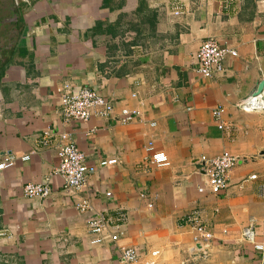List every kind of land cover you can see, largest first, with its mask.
Wrapping results in <instances>:
<instances>
[{"label": "crops", "instance_id": "obj_1", "mask_svg": "<svg viewBox=\"0 0 264 264\" xmlns=\"http://www.w3.org/2000/svg\"><path fill=\"white\" fill-rule=\"evenodd\" d=\"M29 1L0 0V23L13 3L20 15L16 35L13 25H0V163L17 158L0 173V264H122L121 247L138 249L141 264H264V253L242 238L253 223L264 243V113L239 108L264 82V0H231L229 7L207 0ZM151 14L155 20L142 21ZM209 39L238 56L205 79L195 57ZM66 85L98 92L116 114L128 108L141 116L129 124L117 116L66 123ZM219 107L223 130L213 118ZM47 129L70 134L97 167L81 191L53 174L55 145H39ZM150 142L153 153L168 157L164 167L152 164ZM224 152L240 159L228 189L200 195L201 158ZM28 184L49 187L51 195L30 199ZM82 200L93 211L79 212ZM196 209L214 235L207 260L184 222ZM120 211L128 217L120 242L92 245L90 218L115 219Z\"/></svg>", "mask_w": 264, "mask_h": 264}, {"label": "built area", "instance_id": "obj_2", "mask_svg": "<svg viewBox=\"0 0 264 264\" xmlns=\"http://www.w3.org/2000/svg\"><path fill=\"white\" fill-rule=\"evenodd\" d=\"M16 3L24 2L29 4V0H15ZM210 3L225 2V7H229L231 0H207ZM180 15L179 11L174 13ZM235 50L229 47H223L219 42L209 39L205 41L196 54V70L205 79H210L214 75L224 71L223 63L228 57H237ZM135 97V96H134ZM60 108L66 123L72 120L88 122L93 117L102 119H112L117 116V120L122 124H129L138 119L141 113L138 110L123 108L119 114H116L115 106L111 101L101 96L98 92L89 89H73L66 85L60 96ZM241 111L245 113H264V90L258 96H253L239 104ZM225 110L219 107L213 111V118L218 124L220 130L225 129L223 115ZM41 147H51L55 145L57 150L59 165L53 171L54 175L60 176L65 187L81 191L87 184L89 177L97 172V167L90 166L87 163L85 154L79 149L72 137L68 133H58L53 129H47L39 139ZM149 153L154 152V143L150 142L147 146ZM30 155L21 158L23 162L29 161ZM239 158L230 152H224L216 158L202 157L200 166L204 173V183L198 188L200 195L220 196L229 187L230 174L239 163ZM16 157H8L0 163L1 171L8 170L15 166ZM152 164L157 167H164L168 162V157L164 153H153ZM107 162H102L101 167L107 166ZM51 189L42 185L28 184L24 187L25 196L34 199H44L51 195ZM111 197L112 193H107ZM79 212H91L93 207L87 200H82L76 204ZM152 206L150 205V208ZM203 210H193L184 222L195 231L193 237L194 250L198 251L203 258H209L208 248L214 235L208 230L203 220ZM128 220L126 213L120 211L115 219L106 215H96L88 221V228L94 239L92 245H101L105 242L117 244L121 240L122 233L118 230ZM4 235L0 233V238ZM242 238L247 243L254 246L255 250L264 253V243H257L256 226L250 223L243 231ZM120 261L122 264H141L142 255L134 247H121L119 249ZM160 253L155 251L152 257H158Z\"/></svg>", "mask_w": 264, "mask_h": 264}, {"label": "water", "instance_id": "obj_3", "mask_svg": "<svg viewBox=\"0 0 264 264\" xmlns=\"http://www.w3.org/2000/svg\"><path fill=\"white\" fill-rule=\"evenodd\" d=\"M17 6L15 3H13L11 10L9 12V16L3 20L0 25L1 27L7 26V25H13L14 29H13V34H17L18 31V25H19V21H20V15L16 12ZM12 43H15V40L12 41ZM1 49V48H0ZM1 53V50H0ZM264 90V82H262L258 88V91L256 92V94L254 96H258L260 95Z\"/></svg>", "mask_w": 264, "mask_h": 264}, {"label": "trees", "instance_id": "obj_4", "mask_svg": "<svg viewBox=\"0 0 264 264\" xmlns=\"http://www.w3.org/2000/svg\"><path fill=\"white\" fill-rule=\"evenodd\" d=\"M109 0H106L105 1V4L108 2ZM145 6H146V3H145V1H141V6H140V8L138 9L139 10V12H141V14L144 12V9H145ZM156 19V15L155 14H151V15H149L148 16V19H142V21L144 22V20L145 21H153V20H155Z\"/></svg>", "mask_w": 264, "mask_h": 264}, {"label": "rangeland", "instance_id": "obj_5", "mask_svg": "<svg viewBox=\"0 0 264 264\" xmlns=\"http://www.w3.org/2000/svg\"><path fill=\"white\" fill-rule=\"evenodd\" d=\"M133 19H134L133 17H127V19H126V20H133ZM8 33H9V32H8ZM9 38L12 40V38H13V37H9ZM0 40H2V41H3V38H2V39L0 38ZM0 42H1V41H0Z\"/></svg>", "mask_w": 264, "mask_h": 264}]
</instances>
